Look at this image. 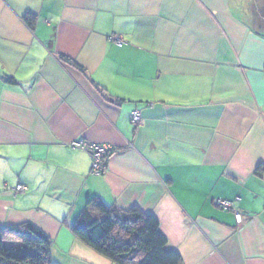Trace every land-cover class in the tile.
<instances>
[{"label": "crops", "instance_id": "obj_1", "mask_svg": "<svg viewBox=\"0 0 264 264\" xmlns=\"http://www.w3.org/2000/svg\"><path fill=\"white\" fill-rule=\"evenodd\" d=\"M77 141L115 150L102 175ZM93 197L182 264H264V0H0V226L113 264L71 231Z\"/></svg>", "mask_w": 264, "mask_h": 264}, {"label": "trees", "instance_id": "obj_2", "mask_svg": "<svg viewBox=\"0 0 264 264\" xmlns=\"http://www.w3.org/2000/svg\"><path fill=\"white\" fill-rule=\"evenodd\" d=\"M23 21L32 28L35 16L26 14ZM6 81L12 82L9 78ZM71 231L113 264H182L178 253L166 249L167 241L157 219L137 207L120 209L93 197L86 202ZM0 264H52L51 241L30 223L0 226Z\"/></svg>", "mask_w": 264, "mask_h": 264}, {"label": "built area", "instance_id": "obj_3", "mask_svg": "<svg viewBox=\"0 0 264 264\" xmlns=\"http://www.w3.org/2000/svg\"><path fill=\"white\" fill-rule=\"evenodd\" d=\"M108 40L117 47H122L124 45V41L120 37L115 35H110L108 37ZM139 121L140 117L138 113H133L131 115V123L138 124ZM71 146L81 149L88 154L91 162L90 173L96 176H100L104 173L106 161L109 157H111L113 153H115V150L112 147L104 144H91L84 141H77L73 142ZM14 192L15 194H23L25 192V187L23 185H17L14 189ZM215 204L223 210H233L236 223H241V215L234 210L232 202L225 200H216Z\"/></svg>", "mask_w": 264, "mask_h": 264}]
</instances>
